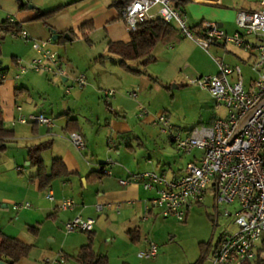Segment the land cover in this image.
I'll list each match as a JSON object with an SVG mask.
<instances>
[{
  "label": "crops",
  "instance_id": "obj_1",
  "mask_svg": "<svg viewBox=\"0 0 264 264\" xmlns=\"http://www.w3.org/2000/svg\"><path fill=\"white\" fill-rule=\"evenodd\" d=\"M115 1L0 0V23L9 20V18H14L16 21L22 23L30 36L35 39H53L55 36L58 39L59 35H63L65 38L63 43L56 42V39L53 44V48L54 46L58 47V49H54L61 56L63 66L66 70L65 77L58 80V78H53L46 74L36 75L28 73V76L18 78L14 75L10 76V69L14 68L17 58L32 57L34 53L32 51L33 49H31L32 47L29 42L13 37L10 32L5 33L0 31V69H3L7 75L3 84L0 86L1 106L5 126L15 131L13 138L3 142L5 144V150H0V152L6 154L9 150L10 142L17 140L29 142V144H26L22 148L20 147L15 154L8 155V157L14 159L15 163L19 158H23L30 166L28 170L30 173L24 175V167L17 165L16 171L20 173V176L15 179L16 182L13 184L8 181L11 180L9 166H0V208H8L15 200H26L29 202V197H33L37 203L34 210L23 209V211L27 210L24 213L26 215H23V212L20 213L16 223L9 222L8 226L10 230H7L2 225V222L0 224V232H4L33 246L30 254L19 260L16 264H81L78 260L80 249L88 243L89 233H67L68 235L65 237L62 234L64 223L76 215L95 219L93 229L94 250L97 254L106 255L109 258V264H112L111 252L117 246L116 244H110V247L105 252H99L96 249V238L99 232L108 233L110 235L108 241L112 242L116 241L117 237L115 234H118V230L125 227L124 229L128 236L125 239L126 244L133 246L132 244L134 243L135 246H138L143 237V226L134 224L139 214L142 215L140 219L143 222L148 221L149 218H157L159 216L158 209L154 208L151 204V199L154 196L153 191L145 190L143 185L138 182L122 185L120 179L126 178L129 171L143 172L154 170L164 172L168 176H177L182 174L188 162L196 160L202 154L199 150H194L191 154L179 152L169 137L161 131L159 125L154 122L155 117L148 115L140 118L143 119L142 125L144 128L150 126L157 127L158 131L155 133L156 135L150 134L149 136L154 139L155 144H158L157 138L160 137L158 134L166 136L169 142L176 148V153L186 155L187 160L185 159L184 163L173 166L171 163L162 164L161 160L160 162L154 163L151 159L144 160V158H139L138 151L140 149L142 150L144 146L140 143L142 142L140 136L135 133L138 125H134L128 119L126 109L121 104L123 99L120 97L122 96H117L120 94V90H122L124 85L128 87L129 85L139 84L144 80L142 78L147 76L148 73L147 68L145 69L146 73L142 75L128 73L118 65L120 58L108 52V43L110 41L128 42L131 39V35L121 18L119 9L113 5ZM188 1L181 10L191 26H199L204 20L214 19L228 33H233L238 30L236 24L238 11H251L258 7V0ZM22 5L24 6L22 7ZM59 6H62V8L47 21L37 19L39 11L49 10ZM228 19H231L234 28L227 26L226 21ZM87 23L91 24L93 28L89 31L88 27L83 31L82 26ZM85 31L88 32L90 42H87L83 36V32ZM67 33L70 38L65 37ZM76 38H79V41L81 40L80 42L83 44L81 47H74V40ZM183 38L180 35V40L170 44L174 48H178L183 44ZM229 45L234 46L235 49L231 50L228 48ZM211 46L225 49L221 60L231 65H240L241 68V63H243L251 69L250 65L254 59V52L245 51L231 43L219 42ZM8 55L11 58V63L5 65L4 59L9 58ZM233 55L236 56L233 60H226V57H233ZM218 68L217 65V69L213 74L218 72ZM251 72L247 78H245L243 73L247 86H250L255 77L252 69ZM80 73L87 74L88 86L83 89H75L70 94H67L65 91V96H63V91L56 85V81H60L66 85L72 82L73 77ZM105 76L111 81H106ZM120 76H122L125 84L122 80L120 82L118 78ZM95 83L98 84V90L95 88ZM104 89H114L117 95L115 93L114 96L106 97L105 99L103 95ZM40 92H43L44 96L39 95L38 98ZM101 100H104L102 105L100 103ZM106 101L111 105L112 110L107 107ZM18 106L22 107L24 114L43 113L53 118L55 123L52 127L21 123L13 125L12 120L20 113L17 109ZM99 107L103 109H98ZM88 115L90 116L89 118ZM217 116H213L208 124H211ZM69 118L77 119L80 126L79 133L82 134L85 140V149L88 147L92 155H94V150L89 146L90 140L85 133V120L91 126L95 125L94 128L97 134H102L107 137L113 133L117 134L120 140L125 141L124 153L119 150L120 148H116L118 150V156L116 157L118 160L116 159V161L119 162L116 165L114 161L112 163H104L105 168L110 170L111 174L105 173L104 177L98 181L92 182L87 180L89 174L92 171L99 170L103 163L98 168L89 167L95 165V163H92L88 159V155L83 153L85 149L79 151L73 145L70 139L71 133L66 130ZM191 130H185V133L183 132L181 134L187 135ZM133 139H137L135 143L139 148H136V145L131 143ZM161 140V147L164 150L165 142L163 139ZM42 141L50 144L49 148H47L49 149L48 151H51L49 158L50 166L43 155L47 149L42 152L47 170L50 171L54 158H62L69 171L74 173L69 177L55 180L50 188L44 190L40 189L38 179L33 177L37 172V168L32 166L29 160L30 147L41 144L43 143ZM50 193H53L56 199L55 201H51L48 198ZM210 193L214 200V194L212 192ZM67 198L74 199L76 205L72 210L60 209L58 203ZM98 204L103 205L101 210H97L96 206ZM117 205H120L119 210L117 209ZM236 210L237 206L234 205V209L230 214L224 213L226 216L233 215L234 223ZM218 212L221 213L219 209ZM21 217H28V220L23 219V222H20ZM29 227L36 228L37 233L31 232ZM134 230L138 231L139 239L136 243L132 241V235L130 233ZM119 235L122 236L123 234L119 233ZM223 236L218 239L215 247ZM45 238H48L50 243L53 242L52 245L54 246L47 248L46 240L44 241ZM129 239L132 244L128 243ZM145 241L148 242V245H145V248L148 249L151 241L149 242L146 239ZM54 247L57 248V254L53 253ZM61 256H65L63 262L49 263L46 261L47 258L60 259ZM124 259L118 258V261ZM122 264H127V262L123 261ZM130 264H132L131 261Z\"/></svg>",
  "mask_w": 264,
  "mask_h": 264
},
{
  "label": "built area",
  "instance_id": "obj_2",
  "mask_svg": "<svg viewBox=\"0 0 264 264\" xmlns=\"http://www.w3.org/2000/svg\"><path fill=\"white\" fill-rule=\"evenodd\" d=\"M176 1L131 0L123 8L121 18L129 33L135 32L140 24L161 17L165 22L175 25L184 38L195 41L205 50L220 42L254 52L250 66L255 77L247 86L240 65H231L224 60L218 62L216 74L188 77L187 82L207 90L216 107L223 108L225 114L218 115L211 124L194 127L187 135L177 131L165 113L156 116L154 122L179 152L191 154L199 150L201 156L188 162L180 175L168 176L154 170L129 171L126 178L120 179V183H141L145 190L154 192L151 204L158 209L159 215L178 221H186L192 206L204 202L210 192L214 194L217 209L222 204L236 205L237 230L219 240L212 255V263L256 264L259 256H264V0H258V7L254 10L238 11V30L233 33H228L215 21L191 26L181 8L175 6ZM8 21L20 27V31L10 32L12 36L29 42L35 52L29 62L17 58L16 77L30 71L53 78L65 77L66 70L59 52L53 48L52 38L35 39L22 23L14 18ZM6 76L0 71V78L5 80ZM72 83V86H66L67 94L74 87L85 88L89 83L87 74H78L73 77ZM115 93L114 89L103 90L105 97L114 96ZM128 95L135 99L138 97L136 92ZM17 109L20 113L12 120L13 125H54L53 118L43 113L24 114L21 106ZM149 113L148 108L140 104L138 116L143 118ZM70 139L79 151L85 149L81 133H72ZM104 173L111 174V171L104 167ZM48 198L56 200L53 193ZM75 205L76 201L72 198L58 203L62 210H72ZM30 207V202L13 205L15 210ZM96 208L101 210L103 205L98 204ZM224 213L230 214L231 211L225 210ZM94 226V218L76 215L65 222L64 229L66 233L89 232L93 231ZM158 253V246L150 242L148 249L141 251L139 257L154 258ZM64 260L65 256L46 259L49 263Z\"/></svg>",
  "mask_w": 264,
  "mask_h": 264
},
{
  "label": "rangeland",
  "instance_id": "obj_3",
  "mask_svg": "<svg viewBox=\"0 0 264 264\" xmlns=\"http://www.w3.org/2000/svg\"><path fill=\"white\" fill-rule=\"evenodd\" d=\"M204 21L218 22L214 19ZM226 23L229 28H234L231 19H228ZM182 40L184 42L178 48H174L170 43H158L153 50V55L156 57V61L148 65L146 69L148 74L142 78L144 80L139 84L129 85L128 87L124 85L122 90H120V94L117 96H122L120 97L123 99L121 104L126 109L128 119L132 121L134 125H138L135 133L140 136L142 142H139L144 146L142 147V150L140 149L138 151L139 158H144V160L151 159L154 163L160 162L161 160L162 164L171 163L173 166L175 164L179 165L184 163L185 159L187 160L186 155L176 153V148L169 142L166 136L161 134H158L160 136L157 138L158 144H155L154 139L149 136L150 134L156 135L155 133L158 129L156 126H150L148 128L143 127V119L138 116L140 104L145 105L150 112L149 115H153L154 117L161 113H165L171 124L176 130L180 131V133H185V130H191L196 126L208 125L213 116L224 115L225 112L223 108L216 107L215 101L211 98V94H209L207 90L187 82L188 77L194 78L200 74L211 75L215 73L218 62H220L223 57L225 49L211 46L209 50L205 51V49L198 46L195 41L189 38H183ZM80 41L79 38H76L74 40V47H81L83 44ZM54 48L58 49L56 46H54ZM228 48L231 50L235 49L232 45H229ZM34 56L35 52L30 58H20H22L25 62H29ZM235 57V55H233V57H226V60L231 61ZM139 62V60L132 61L130 62V66L135 69H143ZM10 63V57L4 59L5 65H9ZM241 65L244 76L247 78L248 75L252 73L251 69L243 63H241ZM10 70V76H16V64L14 65V68ZM28 73L36 75L43 74L32 71ZM28 73L23 74L20 77L24 78L29 75ZM118 78L120 79V82L121 80L123 82L122 76ZM58 80L60 79L58 78ZM105 80L111 81L108 80L107 77ZM56 83V85L62 89L63 96H65L66 86L73 85L72 82L66 85L60 81H56ZM123 83L125 84V82ZM95 88L98 90V84L96 83ZM75 89L78 88L74 87L72 91ZM133 92L138 94L136 99L128 95V93ZM39 95L44 96L43 92L38 94V98ZM100 103L102 105L104 100H101ZM98 109L103 108L99 107ZM89 117L90 116L88 115V118ZM84 123L85 133L90 140L89 146L94 150V155H92L91 151L88 150V147H86L83 151L84 154L88 155V159L92 163H95V165L89 167L98 168L101 163H106L108 161H114L116 165L117 162H119L116 161V157L118 156V150L116 148H120L119 150L124 153L126 146L125 141L122 139L120 140L117 134L113 133L107 137L102 134L99 135L95 132V125L91 126V124L86 120ZM161 139L165 142L164 150L162 149L163 147H161ZM136 140L137 139L131 140V143L136 145V148H139L135 143ZM110 141H112L113 144ZM26 144H29V142H25L23 140L13 141L10 142V147L6 154L0 152V166H9L8 168L10 170L11 180L8 181L11 184L16 182L15 179L20 176V173L16 171L17 165L24 167V175H28L30 173L28 171L30 166L23 158H19V160L15 163L14 159L8 157V155L13 153L15 154L20 147L22 148ZM48 150L49 149H47L43 155L50 166L49 158L51 156V151ZM211 195L212 194L209 193L204 202L192 206L190 209V215L186 221H178L174 218H164L159 215L157 218H149L148 221L143 222L140 219V216L142 217V215L139 214V217L134 223L136 225L139 224L143 226V237L138 246H135L134 243L132 244L130 239L128 243H131L133 246L126 244L125 239H127L128 236L125 232V227H123V229L118 230V234H115L117 237L116 241L112 242L108 241V238L110 237L108 233L99 232V235L96 238V249L99 252H105V250L110 247V244H116L117 247L113 248L111 252L112 264H122L123 261H126L127 264H130V261L132 264H194L202 255L205 256L202 264H213L212 252L218 239L223 235L235 232L237 227L234 223V216H226L224 214L225 210L232 211L234 209V205L222 204L219 207V211L221 212L219 213L218 209L214 206V200ZM29 198L30 199L28 200L31 203L30 208H20L19 210L13 209L14 204H23L27 202L26 200H15L8 208H0V224L2 222V225L5 226L7 230H10L8 226L9 222L16 223L18 215L22 212L23 215H26L24 213H26L27 210L23 211V209L34 210L37 206L36 200L33 197ZM27 218L28 217H21L20 222H23V219ZM62 232L64 237L68 235L64 227ZM77 233L81 232L79 231ZM119 233H122L123 235L121 236ZM145 239L158 246L159 254L156 257L140 258L138 256L140 251L146 250L145 245H148V242H146ZM45 240L47 248L54 246L52 245L53 242L50 243L48 238H45L44 241ZM53 253L57 254V248L54 247ZM118 258L125 259L118 261Z\"/></svg>",
  "mask_w": 264,
  "mask_h": 264
},
{
  "label": "trees",
  "instance_id": "obj_4",
  "mask_svg": "<svg viewBox=\"0 0 264 264\" xmlns=\"http://www.w3.org/2000/svg\"><path fill=\"white\" fill-rule=\"evenodd\" d=\"M131 0H116L113 5L116 6L120 13L123 8ZM189 2L188 0H177L175 6L184 7L185 4ZM24 5H22L23 7ZM62 6L52 8L49 10L39 11L37 19L42 21H47L50 17L56 14ZM89 27V28H88ZM196 27V26H194ZM84 29L92 30L93 26L87 23L82 26ZM1 32H12L20 31V27L17 24L11 23L10 21H4L0 23ZM131 39L128 42L124 41H110L108 43V52L111 55H115L120 58L118 65L122 67L128 73L135 75L145 74V69L148 65L156 61V57L153 55V50L158 43H172L180 40V31L173 24L165 22L161 17L146 21L140 24L135 32H131ZM83 36L87 42L89 41L88 32H83ZM65 38L63 35H59L56 42L63 43ZM104 58V57H103ZM140 61V65L143 69L132 68L129 64L130 61ZM1 72H4L3 69ZM4 79L0 78V86L3 84ZM106 99V97L104 96ZM107 107L112 110L110 104L107 103ZM67 132L74 133L79 132L80 126L77 119H68L67 123ZM15 136L14 129L7 128L5 126V121L3 118V110L1 106L0 99V150H5V140L11 139ZM50 144L43 142L41 144L30 147L29 149V160L31 165L37 168L36 174L33 176L35 179H38L40 189H48L52 186V183L60 178H65L73 175V172H70L64 163L62 158H54L52 161V166L50 171L47 170L45 162L42 157V152L49 148ZM105 164H101L99 170L92 171L87 180L89 181H98L101 180L104 173ZM29 230L33 233H37V229L34 227H29ZM89 241L87 244L83 245L80 249V256L78 258L81 264H109V258L106 255L97 254L94 250V233L89 231ZM132 235V241L138 242V231L134 230L130 232ZM33 246L24 243L23 241L10 236L4 232H0V261H5L7 264H16L19 260L24 257H27ZM205 256H201L196 263L202 264ZM256 264H264V256L260 255Z\"/></svg>",
  "mask_w": 264,
  "mask_h": 264
},
{
  "label": "water",
  "instance_id": "obj_5",
  "mask_svg": "<svg viewBox=\"0 0 264 264\" xmlns=\"http://www.w3.org/2000/svg\"><path fill=\"white\" fill-rule=\"evenodd\" d=\"M221 26V25H220ZM65 37L66 38H70L69 37V34L67 33V34H65ZM57 39V37L55 36L54 38H53V40H56ZM1 64V63H0ZM0 264H7L5 261H0Z\"/></svg>",
  "mask_w": 264,
  "mask_h": 264
}]
</instances>
